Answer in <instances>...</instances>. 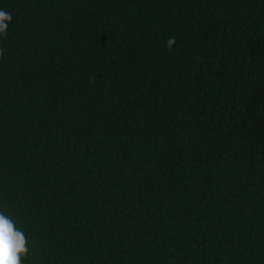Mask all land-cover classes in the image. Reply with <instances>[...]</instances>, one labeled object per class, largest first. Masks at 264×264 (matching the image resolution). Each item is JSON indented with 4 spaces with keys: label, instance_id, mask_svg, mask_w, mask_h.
<instances>
[{
    "label": "trees",
    "instance_id": "trees-1",
    "mask_svg": "<svg viewBox=\"0 0 264 264\" xmlns=\"http://www.w3.org/2000/svg\"><path fill=\"white\" fill-rule=\"evenodd\" d=\"M0 9V213L23 264H264V0Z\"/></svg>",
    "mask_w": 264,
    "mask_h": 264
},
{
    "label": "clouds",
    "instance_id": "clouds-1",
    "mask_svg": "<svg viewBox=\"0 0 264 264\" xmlns=\"http://www.w3.org/2000/svg\"><path fill=\"white\" fill-rule=\"evenodd\" d=\"M11 22V14L0 9V36L6 34ZM174 43L172 38L167 41V46ZM29 248L25 234L15 226L12 219L0 213V264H23Z\"/></svg>",
    "mask_w": 264,
    "mask_h": 264
}]
</instances>
